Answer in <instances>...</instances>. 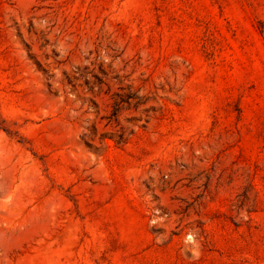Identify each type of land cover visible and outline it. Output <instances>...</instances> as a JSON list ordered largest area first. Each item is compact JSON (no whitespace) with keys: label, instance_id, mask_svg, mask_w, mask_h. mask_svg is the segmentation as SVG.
I'll return each instance as SVG.
<instances>
[{"label":"rangeland","instance_id":"obj_1","mask_svg":"<svg viewBox=\"0 0 264 264\" xmlns=\"http://www.w3.org/2000/svg\"><path fill=\"white\" fill-rule=\"evenodd\" d=\"M0 264H264V0H0Z\"/></svg>","mask_w":264,"mask_h":264}]
</instances>
